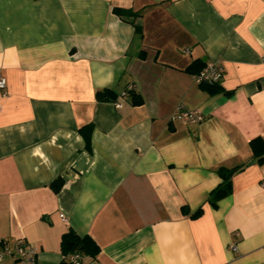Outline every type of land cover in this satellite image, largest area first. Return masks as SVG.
<instances>
[{
	"label": "crops",
	"instance_id": "crops-1",
	"mask_svg": "<svg viewBox=\"0 0 264 264\" xmlns=\"http://www.w3.org/2000/svg\"><path fill=\"white\" fill-rule=\"evenodd\" d=\"M194 61L223 66L221 91ZM0 76V241L34 264H60L69 229L100 248L83 264H264V0H0ZM221 165L240 167L214 207Z\"/></svg>",
	"mask_w": 264,
	"mask_h": 264
},
{
	"label": "trees",
	"instance_id": "trees-1",
	"mask_svg": "<svg viewBox=\"0 0 264 264\" xmlns=\"http://www.w3.org/2000/svg\"><path fill=\"white\" fill-rule=\"evenodd\" d=\"M113 12L117 14L121 19L132 23L136 30L140 29L139 24L136 23V18L138 16L137 11H133L132 9L113 7ZM204 66L205 65L203 63L194 61L186 68V70L194 75L198 73ZM200 86L212 93L222 90L219 84H200ZM225 93L230 95L231 91H225ZM121 95L122 97H128L130 103H132L133 105H140L143 103L142 96L134 89L126 90L124 94L122 93ZM95 97L98 101H117L118 94L110 88H103L96 91ZM82 131H84V135L86 136L87 142L89 143V136L87 135L85 130L82 129ZM249 144L255 161L258 163H264V137L257 136L255 138H252ZM238 167L240 166L227 167L221 165L217 168V172L220 175L222 181L209 194L208 201L212 206H217V202L220 199L232 192V177L235 171L239 169ZM62 183L63 180L60 178L52 183L55 191H58L60 189ZM201 212L202 208L200 207L194 213H192V215L196 217L200 215ZM60 246L61 252L65 257L60 262V264H73L70 259V255L73 253L95 256L100 250L97 243L90 236H80L72 229H69L62 235Z\"/></svg>",
	"mask_w": 264,
	"mask_h": 264
},
{
	"label": "built area",
	"instance_id": "built-area-1",
	"mask_svg": "<svg viewBox=\"0 0 264 264\" xmlns=\"http://www.w3.org/2000/svg\"><path fill=\"white\" fill-rule=\"evenodd\" d=\"M197 84H219L224 77V68L216 62H209L196 74L193 75ZM6 80L0 76V90L5 94ZM124 94V92H123ZM116 107H121L122 103L115 102ZM173 118H181L186 122L199 123L204 119V115L197 109H186L182 105L177 106ZM63 219H66L64 214H61ZM234 248L233 245H231ZM38 249L36 246L25 242L22 239L1 240L0 241V261L5 258H12L18 264H34L36 261ZM80 253L70 255L73 264H83Z\"/></svg>",
	"mask_w": 264,
	"mask_h": 264
}]
</instances>
